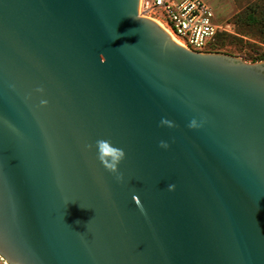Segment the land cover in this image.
I'll list each match as a JSON object with an SVG mask.
<instances>
[{
	"label": "water",
	"instance_id": "obj_1",
	"mask_svg": "<svg viewBox=\"0 0 264 264\" xmlns=\"http://www.w3.org/2000/svg\"><path fill=\"white\" fill-rule=\"evenodd\" d=\"M0 257L264 264V60L188 50L140 0H0Z\"/></svg>",
	"mask_w": 264,
	"mask_h": 264
},
{
	"label": "built area",
	"instance_id": "obj_2",
	"mask_svg": "<svg viewBox=\"0 0 264 264\" xmlns=\"http://www.w3.org/2000/svg\"><path fill=\"white\" fill-rule=\"evenodd\" d=\"M148 11L152 15H147ZM140 15L160 25L182 47L212 52L223 32L205 0H140Z\"/></svg>",
	"mask_w": 264,
	"mask_h": 264
},
{
	"label": "rangeland",
	"instance_id": "obj_3",
	"mask_svg": "<svg viewBox=\"0 0 264 264\" xmlns=\"http://www.w3.org/2000/svg\"><path fill=\"white\" fill-rule=\"evenodd\" d=\"M223 32L215 44L217 53L238 57L248 63L264 59V27L246 24L249 8L262 0H205ZM148 16L152 15L148 11ZM147 17V16H146ZM213 52V51H212ZM0 264H6L0 257Z\"/></svg>",
	"mask_w": 264,
	"mask_h": 264
},
{
	"label": "clouds",
	"instance_id": "obj_4",
	"mask_svg": "<svg viewBox=\"0 0 264 264\" xmlns=\"http://www.w3.org/2000/svg\"><path fill=\"white\" fill-rule=\"evenodd\" d=\"M39 91V89H37ZM195 119L190 122V127L195 126ZM161 124H170L165 118H161ZM160 146L166 148L167 142L160 141ZM92 145H86V148H91ZM95 155L97 160L107 169L113 173H118L120 163L125 157L123 149L115 146L107 139H98L95 141ZM119 178V177H118Z\"/></svg>",
	"mask_w": 264,
	"mask_h": 264
},
{
	"label": "trees",
	"instance_id": "obj_5",
	"mask_svg": "<svg viewBox=\"0 0 264 264\" xmlns=\"http://www.w3.org/2000/svg\"><path fill=\"white\" fill-rule=\"evenodd\" d=\"M263 2L255 3L253 6L249 8V12L246 15L245 22L249 25H261V27H264V0ZM218 45L215 44L212 48L213 52H217L216 49ZM216 47V48H215ZM264 60V59H263Z\"/></svg>",
	"mask_w": 264,
	"mask_h": 264
}]
</instances>
